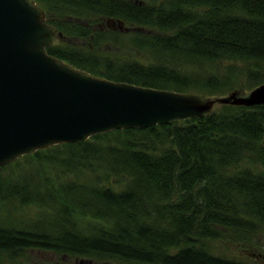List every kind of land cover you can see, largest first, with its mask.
Listing matches in <instances>:
<instances>
[{
	"label": "trees",
	"instance_id": "trees-1",
	"mask_svg": "<svg viewBox=\"0 0 264 264\" xmlns=\"http://www.w3.org/2000/svg\"><path fill=\"white\" fill-rule=\"evenodd\" d=\"M35 1L61 33L47 52L95 74L211 96L264 81V0ZM260 233L264 103H219L0 164V264H26L33 250L79 264H254L211 241L251 253Z\"/></svg>",
	"mask_w": 264,
	"mask_h": 264
},
{
	"label": "water",
	"instance_id": "water-1",
	"mask_svg": "<svg viewBox=\"0 0 264 264\" xmlns=\"http://www.w3.org/2000/svg\"><path fill=\"white\" fill-rule=\"evenodd\" d=\"M59 34L35 0H0V164L114 128L207 115L217 103H264V81L211 96L95 74L47 52Z\"/></svg>",
	"mask_w": 264,
	"mask_h": 264
},
{
	"label": "rangeland",
	"instance_id": "rangeland-1",
	"mask_svg": "<svg viewBox=\"0 0 264 264\" xmlns=\"http://www.w3.org/2000/svg\"><path fill=\"white\" fill-rule=\"evenodd\" d=\"M119 52L128 53L129 51L127 47H121ZM132 56H134V53L132 54ZM248 90L249 89H245V88H236L231 91H236L238 94H244L248 92ZM227 93L228 92L224 94ZM216 95H223V94H216ZM216 95H212V96H216ZM257 240L258 241H256L254 245L249 244L248 246L253 248L252 251H254V253L257 251L262 252L263 255L259 259L256 256L254 257V255H250L249 252L243 249L245 247L237 241H230L229 239H215L211 241V245H212V250L215 253L226 254L230 256L234 255L235 257L247 259L248 261H251L254 264H264L262 262L264 261V233H260ZM22 259L26 262V264H79L78 262L79 258L76 256H67V255L57 254L52 251H44V250H33L29 252L26 256L22 257Z\"/></svg>",
	"mask_w": 264,
	"mask_h": 264
},
{
	"label": "flooded vegetation",
	"instance_id": "flooded-vegetation-1",
	"mask_svg": "<svg viewBox=\"0 0 264 264\" xmlns=\"http://www.w3.org/2000/svg\"><path fill=\"white\" fill-rule=\"evenodd\" d=\"M119 26H120L121 29H128V26L127 27L126 26L125 27H122L123 25H119ZM58 36L59 35L56 36L55 40L57 39ZM243 249H246V248H243ZM249 254L250 255H254V257L256 256L258 259L261 258L262 255H263L262 252H258V251L255 252V253H254V251H252L251 253L249 252ZM262 262L264 263V261H262Z\"/></svg>",
	"mask_w": 264,
	"mask_h": 264
}]
</instances>
